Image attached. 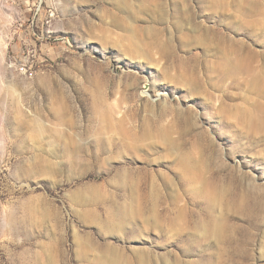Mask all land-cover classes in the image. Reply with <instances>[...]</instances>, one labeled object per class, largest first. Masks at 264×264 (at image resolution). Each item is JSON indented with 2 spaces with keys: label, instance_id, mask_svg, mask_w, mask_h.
<instances>
[{
  "label": "rangeland",
  "instance_id": "obj_1",
  "mask_svg": "<svg viewBox=\"0 0 264 264\" xmlns=\"http://www.w3.org/2000/svg\"><path fill=\"white\" fill-rule=\"evenodd\" d=\"M0 264H264V0H0Z\"/></svg>",
  "mask_w": 264,
  "mask_h": 264
},
{
  "label": "built area",
  "instance_id": "obj_2",
  "mask_svg": "<svg viewBox=\"0 0 264 264\" xmlns=\"http://www.w3.org/2000/svg\"><path fill=\"white\" fill-rule=\"evenodd\" d=\"M21 70H23V69H21Z\"/></svg>",
  "mask_w": 264,
  "mask_h": 264
}]
</instances>
